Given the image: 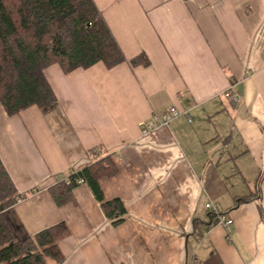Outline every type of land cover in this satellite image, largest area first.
Here are the masks:
<instances>
[{
	"label": "crops",
	"instance_id": "obj_1",
	"mask_svg": "<svg viewBox=\"0 0 264 264\" xmlns=\"http://www.w3.org/2000/svg\"><path fill=\"white\" fill-rule=\"evenodd\" d=\"M93 1L127 61L63 59L44 71L55 104L0 105V160L25 195L0 213L10 242L65 223V260L47 264H264V0ZM92 151L117 171L99 181L126 210L117 226L86 183L62 207L50 193Z\"/></svg>",
	"mask_w": 264,
	"mask_h": 264
},
{
	"label": "trees",
	"instance_id": "obj_2",
	"mask_svg": "<svg viewBox=\"0 0 264 264\" xmlns=\"http://www.w3.org/2000/svg\"><path fill=\"white\" fill-rule=\"evenodd\" d=\"M66 58L86 64L99 59L108 69L127 61L93 0H0V105L9 116L57 102L44 71ZM130 63L148 67L151 62L142 54ZM91 155L90 167L54 183L50 193L62 207L74 200L73 191L83 179L117 226L126 210L119 200L104 202L99 188L100 179L117 171L111 156L102 157L99 151ZM23 198L0 160V213ZM69 235L67 225L60 223L13 244L0 223V264H47V258L62 263L59 243Z\"/></svg>",
	"mask_w": 264,
	"mask_h": 264
},
{
	"label": "built area",
	"instance_id": "obj_3",
	"mask_svg": "<svg viewBox=\"0 0 264 264\" xmlns=\"http://www.w3.org/2000/svg\"><path fill=\"white\" fill-rule=\"evenodd\" d=\"M225 97L228 99L232 106H236L239 102L240 97L236 94H233L231 91L225 93ZM180 115L179 111L176 108H171L165 115H163L160 119H158L159 127H167L172 119L178 117ZM154 130V125L149 123H142V132L143 135H147ZM61 179H57L55 183L61 182ZM85 181L83 179L79 180V184H84ZM206 208L211 212V214L219 217V223L225 226H230L233 224L232 220H224L223 216L220 213V210L217 206L209 203L206 205Z\"/></svg>",
	"mask_w": 264,
	"mask_h": 264
}]
</instances>
